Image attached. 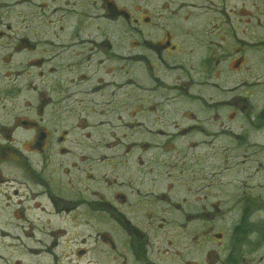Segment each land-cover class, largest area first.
I'll return each mask as SVG.
<instances>
[{"label": "flooded vegetation", "instance_id": "obj_1", "mask_svg": "<svg viewBox=\"0 0 264 264\" xmlns=\"http://www.w3.org/2000/svg\"><path fill=\"white\" fill-rule=\"evenodd\" d=\"M134 1L0 0V174L15 172L5 187L18 220L29 201L46 217L27 251L46 264H74L61 250L74 233L54 222L79 211L102 224L88 238L102 264H204V225L222 204L243 208L235 239L264 212L261 192L220 194L237 152L242 164L264 152L251 138L264 104L254 108L251 83L231 87L253 77L238 33L251 13L234 0Z\"/></svg>", "mask_w": 264, "mask_h": 264}, {"label": "rangeland", "instance_id": "obj_2", "mask_svg": "<svg viewBox=\"0 0 264 264\" xmlns=\"http://www.w3.org/2000/svg\"><path fill=\"white\" fill-rule=\"evenodd\" d=\"M114 1V0H112ZM118 1V0H117ZM119 3L124 7L133 6L134 0H119ZM235 7L240 10L244 9L251 16L248 17L251 27L247 28L245 36L239 37L248 43L252 44V49L247 52L249 57L248 66H251L253 77L251 80L243 75H236L234 77V82L231 83V87L242 84L241 81L245 80L252 84V97L253 106L256 110H259L264 104V0H234ZM240 17L237 16L236 23L239 22ZM244 22V18H241ZM241 29L243 26H240ZM243 30V29H242ZM259 46H256L258 45ZM238 47V46H237ZM223 120H221V125H223ZM231 129V125L228 126ZM240 127H236V132ZM252 136L254 144L264 145V130L262 132L256 133L252 131ZM19 137V136H17ZM20 141V139L18 140ZM0 144H6V140H2L0 137ZM99 151V150H98ZM238 157L232 161L230 164L232 171L236 173V182L230 186H226V190L221 188V196L233 193V195H250L253 192L259 194L260 192L264 194V189H256V184L260 183L264 186V152L259 153L256 158L252 161L242 164L241 153L237 152ZM257 161L261 162L263 168L259 171L258 176L254 180H246V170L250 173L255 172L257 168ZM59 175H57V178ZM62 179L63 177L60 176ZM15 172L12 170L6 171L4 169L0 174V264H46L42 262L36 254L27 253L30 249H38V240L41 235L40 224L42 219H46L43 214H41L40 209H34L32 201L28 202L29 212L28 223L26 224L21 218L18 220L15 217V212L22 213L23 209L20 205V199L14 198L12 201V207H10V202H8L10 193L6 190V182L15 181ZM99 184V183H98ZM17 186V183H15ZM256 189V190H255ZM233 199H231L232 201ZM234 201L235 205L232 203H225L220 206V217L215 222L207 221L205 223V238H204V264H264V212H257L255 217L256 222L254 224L255 234L248 235L242 239L233 238V230L237 225L239 217L241 216L243 208ZM26 205V204H25ZM260 208H257V210ZM213 209H209L212 211ZM84 211H79V216L76 218L75 223L70 225L69 223L63 222V220H58L54 225L60 226L61 229L69 228L74 235H71V241L75 243V248L71 251H76L75 256L70 257V250H65V245H61V250H64L69 260L73 261L74 264H102V256L100 254L99 243L96 249L94 240L88 239L91 237L96 238V233L102 230V224L100 223H90L86 224L82 220ZM24 213V212H23ZM56 220V219H55ZM263 221V223L261 222ZM24 226H28L29 235L31 236L26 240L23 236ZM37 228L33 231L32 228ZM7 234H9L7 236ZM34 238H33V235ZM66 238H69L66 235ZM25 242V243H24ZM87 250V255L79 254V250ZM233 253V254H232ZM172 264H181L179 262H174Z\"/></svg>", "mask_w": 264, "mask_h": 264}]
</instances>
